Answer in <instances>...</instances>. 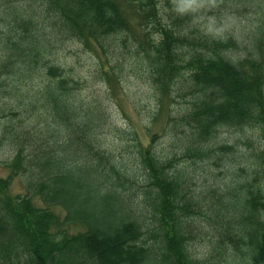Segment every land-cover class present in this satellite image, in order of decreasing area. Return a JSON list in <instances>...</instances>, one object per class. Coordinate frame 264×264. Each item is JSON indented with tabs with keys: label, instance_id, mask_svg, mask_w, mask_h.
<instances>
[{
	"label": "trees",
	"instance_id": "16d2710c",
	"mask_svg": "<svg viewBox=\"0 0 264 264\" xmlns=\"http://www.w3.org/2000/svg\"><path fill=\"white\" fill-rule=\"evenodd\" d=\"M13 1L0 54V151H14L0 178V264H204L189 245L201 218L213 224L220 264H264V17L239 59L238 41L201 26L220 7L255 1L125 0L140 32L123 0H32L34 12ZM66 41L117 58L114 79L131 55L158 101L181 100L169 149L158 151L162 135L147 146L133 137L135 172L103 149L106 108L84 102L82 81L51 58ZM98 78L107 82L105 70ZM222 127L254 129L262 145L246 140L240 180L198 186L194 165L222 167L236 152L217 143ZM19 173L27 192L12 194Z\"/></svg>",
	"mask_w": 264,
	"mask_h": 264
},
{
	"label": "rangeland",
	"instance_id": "374dc122",
	"mask_svg": "<svg viewBox=\"0 0 264 264\" xmlns=\"http://www.w3.org/2000/svg\"><path fill=\"white\" fill-rule=\"evenodd\" d=\"M124 1L126 12L130 15L135 29L140 32L141 26L137 14H130V9ZM250 6H243L236 9V3L228 4L215 10L205 21L201 19L205 30L215 37L223 39L233 38L240 43V46L230 54L234 59L246 56L249 50L244 43L252 27L264 17V0H254ZM13 0H0V54L2 52V39L8 31L9 11ZM23 6L30 7L31 12L37 9L38 2L32 0H20ZM238 7V6H237ZM38 12V11H37ZM131 56V55H130ZM127 56L121 61L127 60L121 78L111 76V63L95 43H91V48H86L76 41H66L60 46L52 60L65 67L74 77L83 83V101L100 100L109 116V125L99 133V142L103 149L114 153L130 171H137L139 164L133 147V137L141 140L144 146L150 143L152 133L162 135L157 146L158 151L169 149L172 135L166 131L169 128L170 118L177 115L181 107V100L173 101L174 98L166 96L161 102L146 79L147 75L140 69L135 58ZM105 70L108 80L103 81L98 78L99 72ZM105 80V79H104ZM4 120L0 119V131L4 125ZM151 130V132H149ZM248 138L255 141V146L262 145L258 139V132L254 129H239L233 127H222L216 139L219 144L236 145V152L228 156V164L222 167L215 166L210 161L197 163L195 176L198 186L207 183H231L240 180L243 173L239 167H247L249 159V149L245 143ZM14 155L13 147L5 146L0 151V178H9L11 169L6 162ZM144 183L143 177L139 179ZM26 176L23 173L15 175L10 184L12 194L26 193ZM135 191V190H133ZM132 192V191H131ZM36 204L44 206L41 199L34 198ZM56 212L63 210L60 207H51ZM199 228L194 232L195 237L190 241L191 253L204 264H220L222 257L219 251H215L217 235L210 224L205 219L198 222Z\"/></svg>",
	"mask_w": 264,
	"mask_h": 264
}]
</instances>
